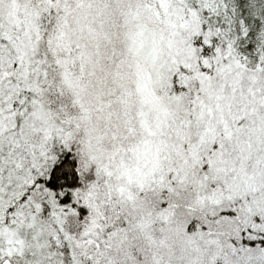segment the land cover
<instances>
[{
  "label": "snow or ice",
  "instance_id": "snow-or-ice-1",
  "mask_svg": "<svg viewBox=\"0 0 264 264\" xmlns=\"http://www.w3.org/2000/svg\"><path fill=\"white\" fill-rule=\"evenodd\" d=\"M0 264H264V0H0Z\"/></svg>",
  "mask_w": 264,
  "mask_h": 264
}]
</instances>
